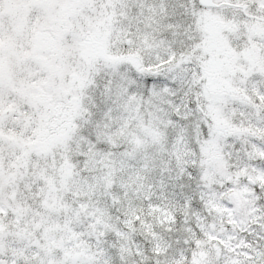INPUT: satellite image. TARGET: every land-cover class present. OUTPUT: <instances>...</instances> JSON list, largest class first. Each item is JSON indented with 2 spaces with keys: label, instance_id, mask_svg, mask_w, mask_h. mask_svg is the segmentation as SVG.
<instances>
[{
  "label": "snow or ice",
  "instance_id": "obj_1",
  "mask_svg": "<svg viewBox=\"0 0 264 264\" xmlns=\"http://www.w3.org/2000/svg\"><path fill=\"white\" fill-rule=\"evenodd\" d=\"M0 264H264V0H0Z\"/></svg>",
  "mask_w": 264,
  "mask_h": 264
}]
</instances>
